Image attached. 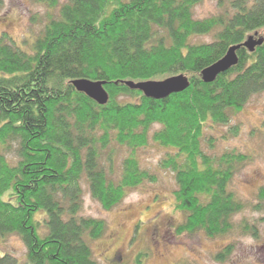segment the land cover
<instances>
[{"label":"trees","instance_id":"obj_1","mask_svg":"<svg viewBox=\"0 0 264 264\" xmlns=\"http://www.w3.org/2000/svg\"><path fill=\"white\" fill-rule=\"evenodd\" d=\"M36 1L56 12L33 38L0 35V237L25 247L22 260L5 252L0 264H98L91 243L106 221L81 214L84 191L109 210L156 181L139 158L150 144L165 150L159 166L174 174L184 214L177 233L258 238L264 217L234 219L264 212V186L252 202L231 187L249 155L208 151L210 132L264 93V36L253 51L243 45L264 29V0H216L217 12L205 17L194 15L202 0ZM231 47L237 63L204 82L202 70ZM178 75L188 86L160 99L130 84ZM81 79L101 83L107 102L77 90ZM233 250L228 243L214 259Z\"/></svg>","mask_w":264,"mask_h":264},{"label":"rangeland","instance_id":"obj_2","mask_svg":"<svg viewBox=\"0 0 264 264\" xmlns=\"http://www.w3.org/2000/svg\"><path fill=\"white\" fill-rule=\"evenodd\" d=\"M48 12L56 10L36 0H0V35L6 33L18 43L33 38ZM214 12H217L216 0H202L194 8L196 17ZM257 34L264 36V29ZM210 37L199 36L197 40L206 41ZM231 125L238 127L233 136L228 133ZM210 133L215 147L208 152L236 149L249 155L248 162L235 174L231 187L242 200L254 201L258 188L264 186V93L251 96L232 116L229 125L219 126ZM224 133L226 138H222ZM164 155L165 150L155 144L139 151L141 163L155 173L156 181L130 190L109 210H104L87 190L84 191L81 214L106 221L104 234L91 243L98 264H135L138 254H143L139 264H264V221L258 222V238L236 231L214 239L200 232H176L184 214L175 207L174 174L159 166ZM260 217H264V212L252 213L246 209L234 219L238 222L243 218L258 220ZM228 243L234 245L232 254L225 261H216L214 254ZM5 252L22 260L25 247L17 236L0 237V254Z\"/></svg>","mask_w":264,"mask_h":264},{"label":"water","instance_id":"obj_3","mask_svg":"<svg viewBox=\"0 0 264 264\" xmlns=\"http://www.w3.org/2000/svg\"><path fill=\"white\" fill-rule=\"evenodd\" d=\"M262 41L263 37H257V33H255L248 36L243 45L249 51H253L254 47L261 44ZM235 49L236 47H231L221 59L202 70L204 82H212L218 74L227 71L237 63ZM73 84L77 90L84 92L99 104H105L108 100L107 92L101 83L81 79L74 81ZM130 84L133 88L141 90L145 96L160 99L171 93L184 90L188 86L189 81L185 77L178 75L163 80H149Z\"/></svg>","mask_w":264,"mask_h":264}]
</instances>
